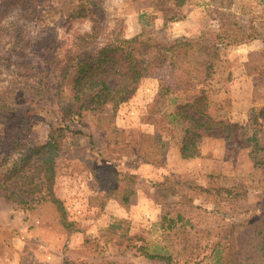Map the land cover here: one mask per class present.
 <instances>
[{
    "label": "rangeland",
    "instance_id": "obj_1",
    "mask_svg": "<svg viewBox=\"0 0 264 264\" xmlns=\"http://www.w3.org/2000/svg\"><path fill=\"white\" fill-rule=\"evenodd\" d=\"M175 2L102 0L99 7H94L89 0H40L33 13L9 11L2 22L9 27L7 35L1 34L9 38L0 37V185L28 148L47 138L50 124L60 123L57 96L63 68L51 66L49 47L61 46L54 57L59 59L65 55L62 49L66 46L75 49V44L86 43L88 50L80 58L89 59L104 45L139 34L142 25L138 15L142 11L150 16V32L164 40L218 32L221 21L231 15L246 28L251 20L258 28L264 25V0H185L179 6ZM14 32L22 34L19 41L12 40ZM228 33L236 36L234 31ZM89 34L94 35L90 45ZM238 39L220 45V64L209 81L204 82L202 67L187 68L188 77L197 76V90L178 91L167 101L168 111H173L178 104H195V100L202 99L197 107L217 119L210 135L196 138L191 157H184L181 150L186 121L168 134L169 149L158 167L152 159L132 154L126 147L138 139L139 133L145 135L146 147V136L153 133V125L143 123L142 118L150 111L164 69L146 76L136 94L119 107L114 122L125 130L127 138L117 145L108 122H99L88 114L70 122L74 133L64 138L56 159L51 197H45L43 187L30 189L39 181L34 174V160L24 172L29 177L23 174L9 186L17 190L15 200H8L5 190L0 189V264H164L162 259L148 255L167 245L156 185L171 182L183 191L181 181L185 177L199 183L248 189L246 199L222 205L230 216L254 210L258 204L259 211H263L264 174L255 163L261 151L257 153L253 144L264 140V96L253 101L254 77L246 62L251 52L264 45L259 39H248L246 33ZM20 53L23 58L18 56ZM25 58L32 59L47 78L50 74L48 86L41 81V74L32 71L28 77L23 73L27 72V67L21 65ZM103 76L112 87L117 86L118 75L113 70ZM62 95L70 106L68 80ZM53 198L62 201V209ZM20 199L33 207H23ZM196 202L213 207L203 197ZM204 254L202 250L198 259L175 264H212L203 258Z\"/></svg>",
    "mask_w": 264,
    "mask_h": 264
},
{
    "label": "trees",
    "instance_id": "obj_2",
    "mask_svg": "<svg viewBox=\"0 0 264 264\" xmlns=\"http://www.w3.org/2000/svg\"><path fill=\"white\" fill-rule=\"evenodd\" d=\"M39 1L0 0V37L5 33L7 35L9 27L2 25V22L9 11L21 9L27 15L30 10V13H33L38 8ZM89 1L94 7H99L102 0ZM184 1L176 0L175 5L179 6ZM230 17L221 21L218 32L198 38L181 36L173 40H164L150 32L148 28L151 24L150 16L142 11L138 15L142 25L139 34L106 44L96 54L89 55V59L80 58L88 50L86 43L75 44V49L71 48L73 45L66 46L67 48L62 49L66 50L65 55L59 59L54 57L61 46L56 44L54 48L49 47L53 58L51 66L56 64L62 65L63 68L57 96L60 123L50 124L47 138L30 146L28 153L7 171L5 181L0 185V189L5 190V197L8 200L17 198V190H11L9 186L12 183L16 184L15 180L23 176L28 163L33 160L34 174L39 181L30 189L43 187L46 191L45 197L53 195L56 159L61 154L64 138L69 133H74L70 122L76 119L82 120L88 114L99 122H108L115 136V145L125 140L127 138L125 130L117 126L114 118L119 107L136 94L143 79L157 69H164V74L159 77L160 84L150 104V111L142 118L143 123L153 125V133L146 136V147L143 133H139L138 139L129 142L126 147H130L132 154L141 155L146 160L152 159L154 166L158 167L164 163L165 152L169 149L168 134L174 132L175 126L186 121L181 150L184 157L193 156L196 138L204 134L210 135L217 119L197 107L202 99L195 100V104H178L173 111H168L167 101L170 95L186 89L197 90L195 84L197 76L188 77L185 70L193 66L202 67L203 79L207 82L216 71V66L220 64L219 49L222 43L238 41V35L246 33L248 39H259L264 45V25L258 28L251 20L246 28L236 20L235 15ZM242 28L245 31H242ZM231 31H234L235 37L228 33ZM15 35L17 34L14 32L12 40L16 38L19 41L22 34L19 33L17 37ZM93 37L94 35L89 34V45ZM18 56L23 58L24 54L20 53ZM31 60L29 58L22 60L21 65L27 67V72L23 73L28 77L32 71L41 74V81L48 86L50 74L47 78L45 71ZM246 66L254 77L252 99L256 102L264 96V47L250 53ZM72 68L74 72L68 79ZM109 69L118 75L119 81L115 88L103 76ZM67 80L71 83V95L68 97L70 106L66 105L62 95L63 85ZM39 92L38 90L37 93ZM219 123L225 126V122L219 120ZM253 148L257 153L261 151V158L257 159L259 161L255 160V163L262 167L264 174V140L262 142L255 140ZM28 177L24 174V178ZM262 182L264 189V175ZM181 183L184 184L183 191H179L171 182L156 185L158 188L155 196L160 206V224L167 245L157 253H149L150 257H158L165 261L164 264H175L180 260L189 262L198 259L204 250L206 254L203 258L210 260L212 264H264V210L259 211L258 204L254 210L240 211L235 217L222 209V205L246 199L248 189L199 183L188 177L183 178ZM200 197L213 203V207L197 203L196 199ZM53 200L62 209V201L58 198ZM19 202H22L25 208L33 207L26 200L20 199ZM168 247L171 248L170 252Z\"/></svg>",
    "mask_w": 264,
    "mask_h": 264
}]
</instances>
